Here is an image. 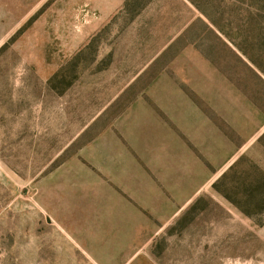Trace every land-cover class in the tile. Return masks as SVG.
Masks as SVG:
<instances>
[{
  "label": "rangeland",
  "instance_id": "rangeland-1",
  "mask_svg": "<svg viewBox=\"0 0 264 264\" xmlns=\"http://www.w3.org/2000/svg\"><path fill=\"white\" fill-rule=\"evenodd\" d=\"M253 62L264 0H0V264H264Z\"/></svg>",
  "mask_w": 264,
  "mask_h": 264
},
{
  "label": "trees",
  "instance_id": "trees-1",
  "mask_svg": "<svg viewBox=\"0 0 264 264\" xmlns=\"http://www.w3.org/2000/svg\"><path fill=\"white\" fill-rule=\"evenodd\" d=\"M181 40V39H180ZM178 43L181 42V41H177ZM201 51V50H200ZM203 55L208 59L210 60L212 63L216 64V60L215 59H212L211 57H209L208 54H205L203 51H202ZM254 63V62H253ZM254 65L256 66V68L258 69V71H260L263 75H264V68L263 66L259 65V63H254ZM255 76L257 77V80H259L258 82L261 83V84H264V80L259 76V74L257 72H255L254 70H251ZM254 76V77H255ZM255 77V78H256ZM208 116L213 120L215 119L213 115H210L208 114ZM245 159L242 158L240 160H238V162H236V165L232 166V168H230L229 172L225 173L221 180L217 183H214L213 184V188L217 191H220V187H219V184L222 182H225L227 181V179L229 178L230 174L237 168V166L239 164H241L242 161H244ZM243 163V162H242ZM252 168H253V172L250 173V175L247 176V179L245 178V184H248L249 186H251V191L253 192V194L255 193H261L260 194V198L261 200L260 201H263L264 202V171L261 170L256 164L253 163L252 165ZM252 174V176H251Z\"/></svg>",
  "mask_w": 264,
  "mask_h": 264
}]
</instances>
